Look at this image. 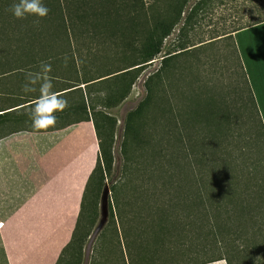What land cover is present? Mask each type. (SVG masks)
<instances>
[{"label": "trees", "instance_id": "1", "mask_svg": "<svg viewBox=\"0 0 264 264\" xmlns=\"http://www.w3.org/2000/svg\"><path fill=\"white\" fill-rule=\"evenodd\" d=\"M212 1L60 0L61 9L40 19L38 25L34 20L19 25L22 34L13 40L17 48L15 65L4 63L0 53V67H39L41 61L50 62L51 67H60L57 74L64 79L57 91L65 90L62 96L68 101V107L55 115L69 113L70 123L90 120L94 130L96 158L82 191L70 240L61 249L57 262L61 261L66 250H71L70 260L62 262L77 264L83 241L95 221L96 201L107 177L108 190L118 208L117 195L132 182L129 178L130 160L135 148L144 143L146 149L140 147L137 156L142 161L146 157V193L149 196L146 195V203H139L141 208L146 206V212L133 214L135 223L140 226L135 224L138 227L129 240L141 247L146 244V250L151 252L154 248H161L156 247L157 243L171 242V228L174 226L189 227L203 240L214 233L219 235L225 249L223 254L192 264L220 259L225 264H255L251 250L247 260H242L240 256L244 250L238 241L245 238L243 243L247 246L254 238L250 236L254 233L249 230L253 222V206L249 199L238 196L235 183L238 164L233 154L225 155L228 151H224L226 139L232 136H227L229 132L225 125L232 106L225 102L222 94L212 92V88H207L197 78L198 67L192 65L190 58L199 46L220 38L230 41L245 85V96L240 97L239 103L231 104L234 105L232 109L251 111L248 121L260 146L259 157H264V127L232 38L233 31L264 20V0L254 3V9L248 10L245 19L240 16L231 29H224L212 37L216 39L191 43L190 32L203 13L210 9ZM217 1L222 3L224 0ZM175 27L176 43L172 49L162 52L163 40ZM195 43L200 44L193 46ZM102 44L100 54L98 45ZM111 56L117 69L101 71L96 68L92 71L85 68L109 67L100 62ZM154 59H158V67L146 78L145 98L125 115L121 170L114 179L111 176L114 119L96 109L89 102V96L91 92H99L102 84L105 95L98 98L97 104L115 106L127 95L139 67ZM179 80L183 83L182 89ZM97 97L98 94L94 95V99ZM85 123L90 126L89 122ZM220 170L227 171L228 181L212 192L209 182ZM129 190L144 191L135 186ZM222 192L225 200L218 203L217 198ZM213 198H216L215 205H212ZM107 208L108 216L113 219L114 206L108 204ZM82 215L88 223L83 231L80 229ZM258 252L261 258L256 264H264V242ZM148 263L149 258H146Z\"/></svg>", "mask_w": 264, "mask_h": 264}, {"label": "crops", "instance_id": "2", "mask_svg": "<svg viewBox=\"0 0 264 264\" xmlns=\"http://www.w3.org/2000/svg\"><path fill=\"white\" fill-rule=\"evenodd\" d=\"M14 2L0 0L1 60L12 66L19 25L36 19L14 18L9 10ZM43 3L48 14L61 9L60 0ZM232 38L264 127V20L233 31ZM59 68L52 67L50 75L53 91L62 94ZM29 71L39 67H0V264H63L57 259L70 240L97 143L90 120L70 123L68 117L40 132L17 124L31 120L28 114L39 95L22 91ZM83 122L90 123V139L76 126Z\"/></svg>", "mask_w": 264, "mask_h": 264}, {"label": "rangeland", "instance_id": "3", "mask_svg": "<svg viewBox=\"0 0 264 264\" xmlns=\"http://www.w3.org/2000/svg\"><path fill=\"white\" fill-rule=\"evenodd\" d=\"M257 1L259 0H224L222 3H219L217 0H213L210 5L212 9L209 7L210 9H207L203 13L202 19L191 30L189 36L190 42L194 43L198 40L207 42L216 39L217 37H212L224 29H231L234 22L240 16H243L245 19L248 10L254 9L253 5ZM176 34L177 27L163 40L162 52L173 48V44L177 41ZM91 41L95 43L94 39ZM198 44L200 43H195L193 46ZM98 48L100 49V54H102L103 44L98 45ZM194 52L195 54L191 56L190 60L192 65L196 64V67H198L197 78H200L201 82L207 88H212V92L215 91L218 95L222 94L225 102L229 106H232L230 109L231 112L227 117V122L225 123L226 129L229 132L227 136H232L226 139L224 144L226 150L224 151H228L225 155L229 153L231 155L233 154L238 164L237 177L235 179L236 187L239 190L238 196L244 200L249 199V202L253 206V222L249 230L254 233L250 234L254 238H252L251 243L247 246L245 242L243 243V239L245 238L238 240L240 242V248L244 250L240 257H243L242 260L246 261L248 251L251 250L252 259L256 264L261 258L258 248L262 247V243L264 242V167H262L264 157H259L258 148L260 146L255 141L254 129L250 127V121H248V115L251 116V111L241 108L234 110L232 109L234 105H231L238 101L241 96H245V85L239 71L237 60L232 51L231 43L228 39L220 38L214 40L213 42L199 46ZM179 61H182V59ZM100 63L102 66L108 65L109 67L85 68L92 71L96 68L101 71L118 68L114 67L116 63L112 56L108 59L104 58ZM157 67L158 59H154L150 63H145L139 67L138 73L127 95L115 106L103 107L97 104V101H99L98 98L101 95H105L102 84H100L101 90L99 92H91L89 96L91 100L89 102L93 106H96V109L114 119L111 143V154L113 158V172L111 176L113 175L114 179L118 178L121 170V143L124 137L125 115L128 111L134 109L139 101L145 98L146 78ZM179 84L180 89H182L183 83L181 80H179ZM97 94V99H94V95L96 97ZM70 116L69 113L67 115L62 114V117L57 116V120L66 119ZM95 117L97 116L95 115ZM17 124L32 126V121L22 120L18 121ZM76 126L81 128V136L90 139L91 126L85 122L79 123ZM140 147H143L142 150L146 149L144 143H141ZM140 147L135 148V154L130 160L131 170L129 178L132 179V182L127 184L128 187L122 189L117 195V199L119 198L118 208L114 205L112 193L108 190L109 177L104 179L105 183L99 192L95 205L96 218L83 241L77 264H146V258H149L148 264H192L212 259L213 255L223 254L225 249L222 246L223 244L220 241L219 235L214 233L207 240H203L196 237L195 232L191 231L189 227L179 228L174 226L171 228V242L169 243L165 240L157 243L156 247L159 245L161 248H154L151 252L146 250V244L141 247L136 242L129 240L133 237V232L140 226V224L135 223L133 214L146 212V206L141 208L139 203L140 201L146 203V195L149 196L146 193V157L142 161L137 156L140 152ZM219 154L221 155V152ZM247 165L250 167H248L249 169L246 168ZM226 173V170H220V173L213 175L212 181L209 182L212 192L213 189L228 181ZM133 186L137 189H144V191L142 193L130 191L129 189ZM104 191H106L105 201L102 200ZM223 199L225 200L224 192L218 196L217 202L221 203ZM212 201V205H215L216 198H213ZM108 204L112 207L114 206L112 209L113 219L108 216ZM83 215L81 217V231L86 230L88 227L87 220ZM211 221L212 228L215 231L213 218H211ZM135 224L138 226H135ZM230 229H233V227L230 226ZM70 251L66 250L63 253L61 261L65 260L66 263L67 259L70 260Z\"/></svg>", "mask_w": 264, "mask_h": 264}, {"label": "clouds", "instance_id": "4", "mask_svg": "<svg viewBox=\"0 0 264 264\" xmlns=\"http://www.w3.org/2000/svg\"><path fill=\"white\" fill-rule=\"evenodd\" d=\"M16 19L35 17L34 24H39L40 19L45 18L50 9L45 6L43 0H16L9 9ZM65 66L67 57L64 58ZM51 63L41 61L39 71L26 72L25 83L22 87L24 93L39 92L29 112L32 121V129L36 132L53 128L57 123L56 113H62L68 107V101L62 94L53 91V77Z\"/></svg>", "mask_w": 264, "mask_h": 264}, {"label": "water", "instance_id": "5", "mask_svg": "<svg viewBox=\"0 0 264 264\" xmlns=\"http://www.w3.org/2000/svg\"><path fill=\"white\" fill-rule=\"evenodd\" d=\"M105 197H106V191L103 192L102 194V200L105 201Z\"/></svg>", "mask_w": 264, "mask_h": 264}]
</instances>
